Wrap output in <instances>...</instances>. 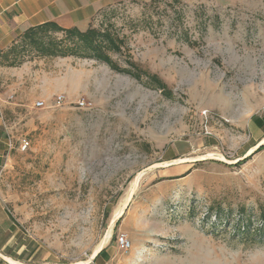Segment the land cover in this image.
<instances>
[{"label":"rangeland","instance_id":"rangeland-1","mask_svg":"<svg viewBox=\"0 0 264 264\" xmlns=\"http://www.w3.org/2000/svg\"><path fill=\"white\" fill-rule=\"evenodd\" d=\"M92 26L172 99L91 60L0 73V263L264 264L235 236L264 207V0L117 1Z\"/></svg>","mask_w":264,"mask_h":264},{"label":"trees","instance_id":"trees-1","mask_svg":"<svg viewBox=\"0 0 264 264\" xmlns=\"http://www.w3.org/2000/svg\"><path fill=\"white\" fill-rule=\"evenodd\" d=\"M157 1V0H156ZM155 2V1H154ZM127 43L124 38L109 31L94 28L92 24L87 30L78 28L64 29L56 23H46L33 27L21 34L13 45L0 55L5 67H21L32 55L41 59L75 58L91 60L105 64L118 73L132 77L147 88L157 89L168 99H172V91L156 74L141 67L132 56L126 54ZM113 55L123 57L125 65L114 59ZM257 220H245L242 216L235 223V236L252 243H264V207L260 209ZM219 222L222 217L215 216ZM233 219H228V224ZM235 222V221H233ZM120 221L117 223V225ZM105 251L103 249L94 260Z\"/></svg>","mask_w":264,"mask_h":264},{"label":"crops","instance_id":"crops-1","mask_svg":"<svg viewBox=\"0 0 264 264\" xmlns=\"http://www.w3.org/2000/svg\"><path fill=\"white\" fill-rule=\"evenodd\" d=\"M117 1L149 4L156 0H0V55L5 53L25 31L46 23H56L64 29L87 30L100 12ZM218 1L235 2V0ZM26 66L0 67V73L19 76ZM4 98V96L0 97V110ZM6 131L0 118V151L11 145L10 138L8 137V140L5 138ZM4 248L5 245L0 244V252H4ZM7 257L13 259L12 256Z\"/></svg>","mask_w":264,"mask_h":264},{"label":"built area","instance_id":"built-area-1","mask_svg":"<svg viewBox=\"0 0 264 264\" xmlns=\"http://www.w3.org/2000/svg\"><path fill=\"white\" fill-rule=\"evenodd\" d=\"M65 103H66V97L64 95H59L56 97L55 105L57 107H60L64 105ZM75 104H76V107L79 109H91L93 107V103L85 99H81ZM35 106L36 108H44L45 103L39 102ZM28 146H29V143L26 142L23 144L22 148L25 150L28 148ZM117 243L120 246V248L124 250L125 252H128L131 249V243L128 240L126 235H121L120 237H118Z\"/></svg>","mask_w":264,"mask_h":264},{"label":"bare ground","instance_id":"bare-ground-1","mask_svg":"<svg viewBox=\"0 0 264 264\" xmlns=\"http://www.w3.org/2000/svg\"><path fill=\"white\" fill-rule=\"evenodd\" d=\"M264 143V142H263ZM100 252V251H98ZM7 261L10 263V264H17V262L13 261L12 259H7Z\"/></svg>","mask_w":264,"mask_h":264},{"label":"water","instance_id":"water-1","mask_svg":"<svg viewBox=\"0 0 264 264\" xmlns=\"http://www.w3.org/2000/svg\"><path fill=\"white\" fill-rule=\"evenodd\" d=\"M101 251H102V250H101ZM101 251H100V252H101ZM100 252H99V253H100ZM99 253H98V254H99ZM0 256H1V255H0ZM96 257H97V256H96ZM96 257H95V258H96ZM95 258H92V260H94Z\"/></svg>","mask_w":264,"mask_h":264}]
</instances>
